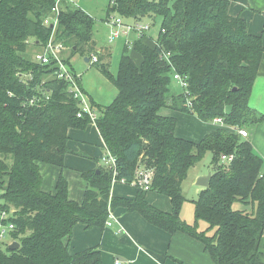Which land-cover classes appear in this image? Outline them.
Masks as SVG:
<instances>
[{"label":"trees","instance_id":"16d2710c","mask_svg":"<svg viewBox=\"0 0 264 264\" xmlns=\"http://www.w3.org/2000/svg\"><path fill=\"white\" fill-rule=\"evenodd\" d=\"M56 2H0V215L13 212L10 234L20 244L11 251L0 239V264H104L98 248L72 253L70 241L78 225L105 229L110 207L137 213L170 235L199 241L215 264H264V160L251 141L227 130L264 123L250 106L264 56L262 37L249 33L247 21L229 14L230 0H109L114 11L135 24L154 16L163 23L158 42L148 44V32L138 37L134 49L141 66L126 49L114 76L101 63L111 54L99 55L98 68L118 95L108 106L93 102L94 122L70 93L71 83L58 77L57 63L42 64L27 54L42 51L51 39L54 30L44 21ZM93 28L94 19L85 10L65 4L55 40L72 55L90 57L96 53ZM71 57H64L69 67ZM177 74L187 87L172 93L173 79L181 87ZM163 108L205 123L222 118L227 128L199 143L178 138L177 119L162 116ZM91 124L116 159L117 179L130 183L142 164L155 170L150 191L137 190L134 199L112 197L113 170L104 165L82 174L87 184L82 202L70 198L63 175L55 192L43 189L41 165L65 168L72 153L69 131ZM207 153L212 154L213 177L194 201L197 222L207 226L201 231L181 217L187 201L182 184ZM223 155L234 160L224 163ZM151 192L169 198L171 212L150 204ZM237 201L251 212L234 210Z\"/></svg>","mask_w":264,"mask_h":264},{"label":"crops","instance_id":"0c3cea01","mask_svg":"<svg viewBox=\"0 0 264 264\" xmlns=\"http://www.w3.org/2000/svg\"><path fill=\"white\" fill-rule=\"evenodd\" d=\"M230 1L229 14L232 17H241L247 21L249 33L261 36L264 45V0ZM34 50V52H40ZM102 53L107 54L109 51L103 50ZM86 58L90 60V57ZM115 90L117 91L116 88ZM85 94L88 98L89 95ZM117 95L118 91L116 97ZM113 101L112 99L109 105ZM93 102L90 99L91 106ZM250 106L258 114L264 116V56L250 97ZM168 110L166 116L176 118L177 123L179 119L173 113H180L181 116L185 115L182 112ZM192 116L196 117L195 115ZM192 116H188L189 122ZM181 118L184 120L186 116ZM196 118H192V128L187 134L181 133L182 130L177 124L176 136L199 143L208 134L220 128L217 124L205 123L198 117ZM244 129L249 132V138L245 140L251 141L255 151L264 160V123ZM230 130L234 132L232 128ZM69 138V148L72 153L66 156L65 168L62 169L47 164L41 165L44 178L43 189L47 192H55L58 178L63 175L69 183L70 198L82 202L87 187L82 174L97 170L102 166L101 160L107 155V150L95 124H91L87 130H70ZM117 186L119 185L114 186L111 190L112 197L136 198V189V193L128 189H121L119 194L114 190ZM200 190L202 191L203 188H200ZM147 200L164 212L169 213L172 210L170 199L167 197L151 192L147 195ZM113 214L117 223L110 228L106 227L103 230L98 227L87 229L83 225H78L74 229L70 241L71 252L78 253L86 249L98 248L102 253L104 264H215L202 243L191 237L181 233L170 235L147 223L141 215L131 213L125 208H116L113 210ZM181 217L184 220L183 214H181Z\"/></svg>","mask_w":264,"mask_h":264},{"label":"rangeland","instance_id":"374dc122","mask_svg":"<svg viewBox=\"0 0 264 264\" xmlns=\"http://www.w3.org/2000/svg\"><path fill=\"white\" fill-rule=\"evenodd\" d=\"M2 0H0L1 2ZM79 6L81 9L85 10L87 14H89L94 19V42L96 44V52L107 50L111 53V58L105 60L101 63H106L109 65V71L116 76L119 72V65L121 57L126 49H128L129 54L133 57L137 65L141 66L142 57L138 54L135 49L134 45L138 40V35L134 32H129L127 28H124L121 32V35L110 41L111 36V29L113 28L111 23L114 22L116 19H121L126 26H134L135 21L132 18L122 16L117 11H114L112 7H110L109 0H80ZM63 7V6H62ZM141 22L138 24L143 26H150V30L148 31L147 35V43L153 44L158 42L160 31L162 28L163 18L161 16H154V17H144ZM34 49L28 50V56L30 59L35 61L36 53ZM41 52V51H40ZM39 53V52H38ZM95 53V52H94ZM72 56V57H71ZM64 57H71L70 65L72 69L77 73L80 78L81 84L87 93L88 100L90 99L94 101L97 105L107 106L109 105L110 101L116 97V90L114 85H112L111 81L104 76L99 70V64H93L91 62H86V56L81 54L72 55L70 50L64 53ZM182 87H179V84L173 79L171 83V92L178 93L181 92ZM169 112L168 108H163L160 113L162 116H166V113ZM176 115L178 120V126L181 133L187 134L188 131L192 128L191 120L192 118H196L192 115L185 114L186 118L182 120L180 113H173ZM188 116H192L190 122L188 121ZM168 117V116H166ZM197 119V118H196ZM198 120V119H197ZM231 128H227L228 131ZM255 129V128H254ZM212 163V154L207 153L206 156L194 167L189 169L186 179L183 181L182 184V192L184 197L186 198V202L184 204V209L182 210L183 218L185 221L192 223H188L191 225H197L198 229L204 231L207 229V226L204 222L199 221L197 222L195 218V205L194 201H196L200 194V187L197 186V181L199 177L204 176L203 174L207 175L211 169ZM197 175H200L197 177ZM83 181V180H81ZM84 182V181H83ZM125 187V188H123ZM131 188V189H130ZM121 189H128L133 193H136L135 188L131 186H117L114 188L116 193H121ZM2 192L0 191V195ZM3 203V200L0 198V204ZM247 206L244 205L242 202L237 201L233 204L234 210H246L247 212H251V208H246ZM13 214L11 211L6 220L7 223L5 226L10 225V217ZM186 222V223H187ZM2 218L0 215V229L2 227ZM214 231L210 232V235L213 234ZM11 232H9L5 238L3 239V247L4 249H8L9 246L15 242L12 240ZM116 258V257H115ZM114 259V257H113ZM115 262V259H114Z\"/></svg>","mask_w":264,"mask_h":264},{"label":"built area","instance_id":"2783aa9c","mask_svg":"<svg viewBox=\"0 0 264 264\" xmlns=\"http://www.w3.org/2000/svg\"><path fill=\"white\" fill-rule=\"evenodd\" d=\"M80 0H57L56 5L53 7L50 15L45 19L44 24L46 26L53 27V34L51 36V39L49 40L48 44L44 47V49L36 54V61L42 64H49L52 61L57 63L58 66V77L60 79H64L71 83V89L70 93L74 94L75 98L81 100L82 104V111L89 113L92 120L95 122L97 119L96 113L93 111L91 104L83 90L81 89L78 79L79 76L73 71L71 67H69L65 61H64V53L65 48L63 43L56 42L55 40V30L59 24V17L61 14L62 6L65 4H71L73 6L79 7ZM112 29H111V36L110 41H113L114 39L118 38L121 35V32L124 28H127L128 33L129 32H135L138 37H142L145 32H148L150 30V26H143L140 24H136L134 26H126L124 25L123 21L121 19H116L114 22L111 23ZM102 54V51H99L98 53H94L90 56V62L93 64L99 63V55ZM175 79L180 83L182 88L187 87L186 81L180 76L175 75ZM34 103V101H31ZM189 104H191L189 102ZM82 113V112H81ZM79 114L78 116L81 117L82 114ZM214 124L219 125L221 128H227L225 127L224 120L222 118H217L214 121ZM235 133H238L241 135L244 139L249 138V132L246 129H233ZM234 160V156L230 155H223L222 161L224 163H230ZM102 164L110 169L113 170V180H112V188L118 184L131 186L135 188L138 191H150L155 177V170L148 168L146 165H141L137 169L135 178L128 183L126 179H117L118 173H117V166H116V159L110 154L107 153L106 156H104L101 160ZM109 220L107 221L106 225L107 227H113L115 223H117L115 216L113 214V210L110 207L109 208ZM8 214L3 213L1 215L2 219H6ZM3 225V224H2ZM15 226L13 224H10L8 226L3 225L0 229V239L3 240L5 236L13 231Z\"/></svg>","mask_w":264,"mask_h":264},{"label":"water","instance_id":"95a60500","mask_svg":"<svg viewBox=\"0 0 264 264\" xmlns=\"http://www.w3.org/2000/svg\"><path fill=\"white\" fill-rule=\"evenodd\" d=\"M89 61H90L89 58H86V62H89ZM212 177H213V171L210 170L207 175L199 177V179L197 181V186L200 187V188H203V189L209 188V186L211 184ZM19 248H20V244L18 242H16V241L13 242L9 246V250H11V251H16Z\"/></svg>","mask_w":264,"mask_h":264},{"label":"bare ground","instance_id":"6f19581e","mask_svg":"<svg viewBox=\"0 0 264 264\" xmlns=\"http://www.w3.org/2000/svg\"><path fill=\"white\" fill-rule=\"evenodd\" d=\"M106 227H107V225H106ZM110 228V227H109Z\"/></svg>","mask_w":264,"mask_h":264}]
</instances>
